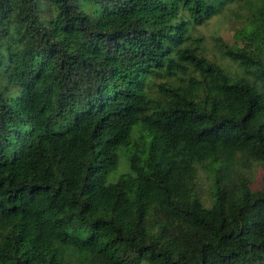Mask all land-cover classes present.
Returning <instances> with one entry per match:
<instances>
[{
    "label": "trees",
    "instance_id": "obj_1",
    "mask_svg": "<svg viewBox=\"0 0 264 264\" xmlns=\"http://www.w3.org/2000/svg\"><path fill=\"white\" fill-rule=\"evenodd\" d=\"M256 165L264 0H0V264H264Z\"/></svg>",
    "mask_w": 264,
    "mask_h": 264
},
{
    "label": "rangeland",
    "instance_id": "obj_2",
    "mask_svg": "<svg viewBox=\"0 0 264 264\" xmlns=\"http://www.w3.org/2000/svg\"><path fill=\"white\" fill-rule=\"evenodd\" d=\"M240 5L237 6L236 3H232L230 5V8H226L223 12L213 16L207 22L195 26V29L193 31L194 34H201L204 36L203 45L206 48L207 53L212 58H216L219 55L218 49L220 47V44L215 39L217 38L216 36L221 37L225 42L229 44H244L245 40L235 34V29L242 26V24L245 22V15L247 14L246 8ZM122 163L123 162L121 157V164L114 171L112 177H117L119 173L126 169V166H122ZM251 177V186L259 187L261 184V180L264 177V168L258 165L254 166V168L252 169Z\"/></svg>",
    "mask_w": 264,
    "mask_h": 264
}]
</instances>
